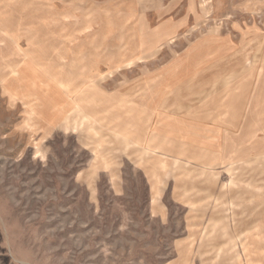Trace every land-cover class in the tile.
<instances>
[{
	"label": "rangeland",
	"instance_id": "1",
	"mask_svg": "<svg viewBox=\"0 0 264 264\" xmlns=\"http://www.w3.org/2000/svg\"><path fill=\"white\" fill-rule=\"evenodd\" d=\"M0 264H264V0H0Z\"/></svg>",
	"mask_w": 264,
	"mask_h": 264
}]
</instances>
